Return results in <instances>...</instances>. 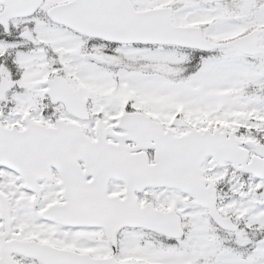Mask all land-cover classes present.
<instances>
[{
    "label": "snow or ice",
    "instance_id": "obj_1",
    "mask_svg": "<svg viewBox=\"0 0 264 264\" xmlns=\"http://www.w3.org/2000/svg\"><path fill=\"white\" fill-rule=\"evenodd\" d=\"M0 264H264V0H0Z\"/></svg>",
    "mask_w": 264,
    "mask_h": 264
}]
</instances>
